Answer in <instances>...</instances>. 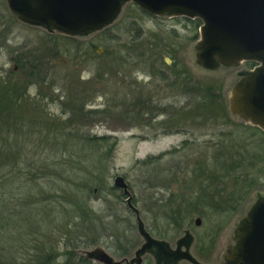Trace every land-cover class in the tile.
<instances>
[{
	"label": "rangeland",
	"instance_id": "obj_1",
	"mask_svg": "<svg viewBox=\"0 0 264 264\" xmlns=\"http://www.w3.org/2000/svg\"><path fill=\"white\" fill-rule=\"evenodd\" d=\"M200 24L197 18L153 16L127 2L107 27L68 36L19 21L7 0H0V81L10 79L21 88L29 118L16 120L15 128L23 132L4 146L15 152L13 161L20 156L24 171L34 178L35 192L29 195L40 194L45 201L38 210L30 204L29 211L30 217L45 219L40 222L45 229L35 223L23 226L22 239L58 242L53 256L66 264L58 219L67 210L59 206L60 192L70 185L64 191L66 204L68 192L83 176L90 182L83 204L93 218L86 221L87 245L70 250L88 264H102L88 257L96 249L113 261L129 262L144 239L126 205L128 196L110 189L121 176L152 238L170 250L184 240L181 249L202 264L226 263L237 222L264 196V144L257 134L256 140L250 135L249 123L229 110L232 90L252 69L251 62L200 64ZM93 136L117 139L108 159L90 161L88 155L72 152ZM65 156L68 160L62 161ZM19 180L9 179L7 188L1 185L0 199L19 194ZM166 203L167 208L193 207L203 214L175 226L160 213ZM67 212L73 219L69 215L66 227L75 233L76 213ZM4 217L2 213L1 239L14 243L20 230L6 225ZM141 258L140 264H159L160 256L153 246ZM174 264L189 263L178 259Z\"/></svg>",
	"mask_w": 264,
	"mask_h": 264
},
{
	"label": "water",
	"instance_id": "obj_2",
	"mask_svg": "<svg viewBox=\"0 0 264 264\" xmlns=\"http://www.w3.org/2000/svg\"><path fill=\"white\" fill-rule=\"evenodd\" d=\"M127 2L154 16L199 19L196 57L203 66L214 63L235 66L242 61L255 63L232 90L229 110L264 133V0H7V5L25 24L74 36L107 27ZM113 186L128 196L126 205L134 213L137 232L144 242L129 262L113 261L105 251L98 249L89 253V258L102 264L124 261L140 264L141 255L154 246L163 257L161 262L170 259V264H174L178 259H186L192 264H202L179 246L170 250L162 241L152 238L145 230L139 211L131 203L123 177L117 176ZM199 223L200 219L196 218L194 224ZM235 235L237 243L227 261L231 260V264H264V197L254 203L239 223Z\"/></svg>",
	"mask_w": 264,
	"mask_h": 264
},
{
	"label": "trees",
	"instance_id": "obj_3",
	"mask_svg": "<svg viewBox=\"0 0 264 264\" xmlns=\"http://www.w3.org/2000/svg\"><path fill=\"white\" fill-rule=\"evenodd\" d=\"M22 97L23 95L21 96V88H18V86H14V84L10 81V79L0 81V144L1 143L3 144L2 146H0V172H2L1 173L2 175H0V186L4 185V187L2 188H7V186L10 184L8 183L9 179L12 180L20 179L19 184L17 185L19 186L18 188L19 194L16 195L14 193L10 199H8L5 196H3L2 199H0V220L2 217V213H4L6 216L4 217L6 219L5 222L6 225L7 224L13 225L14 227H18L20 230V232L18 233L17 241L13 243L12 240L10 239L6 242V244H3V240L1 239V237L5 236V234L4 232L0 231V264H20L18 263V261H26L29 264L36 262V260H38V262H41L42 264H61V263H56V258H54L53 256L55 254L53 251H56V246L58 242L54 244H50V242L42 243L40 240H38V238H36L35 240H32L33 244H31V240H25V238L22 239L23 226L29 227V225L31 226L35 223V224H39V226L36 228L40 230L45 229L44 225L40 224V222L45 223V219H42L41 217H39L38 219L37 217H30L29 214V211L31 213L30 204L32 205L35 204V208L38 210L37 206L41 207V205L45 202L44 198L42 195L37 193H35L34 196L29 195L30 193L35 192V184L33 181L34 178L31 177L28 172L24 171V166L23 164H21L20 156H18V159L16 161H13L15 152L10 151L8 149V146H4L6 145L5 142L9 141V137L19 136L20 135L19 132H23L15 128L18 125L17 121L24 122L29 119L28 117H26L28 116L27 112L24 111L25 108L27 107V102H25L24 104ZM24 105L26 107H24ZM81 105L83 106V103L78 104L76 108H78L79 106L80 108H82ZM72 110H76V109L73 107L71 108V111ZM222 113L226 114V111L224 110ZM22 125H24V123ZM251 129H252V134L250 135H254L253 139L256 140V136L258 135L260 136L261 139L260 142L264 144V134L256 127L251 126ZM227 137H224V139L225 138L227 139ZM86 144H91V145H86ZM86 144H85L86 147L83 145L77 148V150L75 149L72 152H75L77 157L78 155L82 156L86 154L88 155L90 161H94V160L100 161V159L102 158L106 160L108 159V157L111 156L117 144V139L115 138L112 139L109 136H101V137L93 136V137H89V140ZM238 146L240 145H237V147ZM237 147L236 149H238ZM18 148L19 146L15 150L17 151ZM16 158H17V154H16ZM65 160H68L66 156L62 158V161ZM229 160H232V158ZM18 165L21 168L18 167ZM101 171H103V168ZM85 176H91V175H85ZM82 177L79 178L78 182L76 181V183H74V187L76 189L72 188L71 191H69L70 193L68 192V195H70L69 196L70 199L66 204H65V197L67 195L64 193V191L68 190V188H70V185L67 184L65 186L63 185L62 191L60 192V194H62L63 196V197L61 196L63 202L61 203V197H60V201L58 202V204L61 203V205H59L60 207H64L63 210L71 211V213L72 212L76 213V216L74 217L75 223L73 222L74 225L77 226L75 233H72L69 230V227H66V226H70L69 223L71 222V218L73 219V216L70 215L69 212L67 211L65 212L66 213L65 218L60 214V217L58 219L59 222H62L61 223L62 226L60 227V229L62 231L64 230L63 231V238H64L63 245H64V257H65L64 263L66 264H88V261L82 255L79 254L77 255L75 252L72 251L80 248L82 245L83 246L87 245V244L86 245L83 244L84 240L87 241L85 237H87L90 233L87 230L88 226L86 225V221L87 219L93 218V216H91L92 214L91 210H89L88 207L83 204L84 203L83 195L85 194V192H87V190L90 189V184H89L90 182L87 180V178L85 179ZM223 177L227 178L228 176H223ZM223 182H225V180H223ZM110 189L114 190L115 187L114 186L110 187ZM36 196L38 197L36 198ZM34 197L35 200L33 199ZM167 205L168 204L166 203L165 209L163 210V212L160 213L165 215L166 216L165 219L173 223V225L175 226L179 223L181 224V222L188 221V219L191 220L192 216L195 214L198 215L203 214V210L194 209L193 207L184 208V210L178 208L175 210V207L167 208ZM36 214L37 213L34 210V215L36 216ZM69 215L71 217L70 220H69ZM46 224H48V222ZM38 229L37 232L38 233L41 232ZM60 233L62 234V232ZM71 234H73V237H70ZM69 238H73L74 240H70ZM29 250H32L33 253L32 254L29 253ZM27 252L30 254V256L28 255V257L20 258V256H17V255H22V253L25 254ZM38 253L41 255L40 258H38Z\"/></svg>",
	"mask_w": 264,
	"mask_h": 264
},
{
	"label": "flooded vegetation",
	"instance_id": "obj_4",
	"mask_svg": "<svg viewBox=\"0 0 264 264\" xmlns=\"http://www.w3.org/2000/svg\"><path fill=\"white\" fill-rule=\"evenodd\" d=\"M14 69L16 70V66L14 67ZM264 197V196H263ZM262 197V198H263ZM261 199V198H260ZM259 200V199H258ZM257 201V200H256ZM255 201V202H256ZM254 202V203H255ZM254 203L249 207V209H248V211L242 216V218L237 222V224H236V226H235V228H234V242H233V245L230 247V249H229V252H228V254H227V258H228V255L230 254V251L232 250V248H234V246L236 245V243H237V237H236V235H235V231H236V229L238 228V226H239V223L242 221V219L243 218H245L247 215H248V213H249V211L251 210V208H252V206L254 205ZM182 244H183V242L182 243H179L178 242V244L176 243V246L174 247L175 249H177V247L179 246V248L181 249V246H182ZM158 250V249H157ZM182 250V249H181ZM205 250V249H204ZM203 249H201V250H199V252H203L204 251ZM158 253H159V256H160V258H159V264H170V259H166V260H164L163 262H161V260H162V255L160 254V252H159V250H158ZM193 257V256H192ZM194 258V257H193ZM195 259V258H194ZM197 260V259H196ZM188 261V260H187ZM198 261V260H197ZM188 263L189 264H192L190 261H188ZM231 263H233L231 260L229 261H226V263H224V264H231Z\"/></svg>",
	"mask_w": 264,
	"mask_h": 264
}]
</instances>
